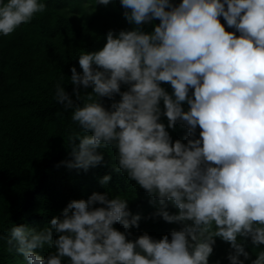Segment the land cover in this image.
Returning <instances> with one entry per match:
<instances>
[{
  "label": "clouds",
  "instance_id": "9594fccd",
  "mask_svg": "<svg viewBox=\"0 0 264 264\" xmlns=\"http://www.w3.org/2000/svg\"><path fill=\"white\" fill-rule=\"evenodd\" d=\"M120 2L129 23L160 22L152 32L110 29L101 49L81 50L82 72L71 68L75 100L62 78L56 81L55 101L72 110L82 130L69 135L79 143H72L73 159L61 163L87 170L103 160L98 149H115V171L159 200L154 215L182 227L171 239L147 232L128 239L141 217L130 212L127 197L93 192L71 200L43 228L12 223L8 251L22 254L25 264H209L220 237L230 243V264H245L242 238L264 244V0ZM46 9L44 0H0V36ZM81 87L92 89L86 98ZM116 93L120 100L106 108L100 98ZM161 101L167 127L177 121L187 127L186 143L173 141L161 122ZM110 179L106 174L100 182ZM45 246L55 251H36ZM251 264H264V250Z\"/></svg>",
  "mask_w": 264,
  "mask_h": 264
},
{
  "label": "trees",
  "instance_id": "16d2710c",
  "mask_svg": "<svg viewBox=\"0 0 264 264\" xmlns=\"http://www.w3.org/2000/svg\"><path fill=\"white\" fill-rule=\"evenodd\" d=\"M47 9L37 13L33 19L20 25L10 36H0V264H25L23 255L15 249L8 251L6 237L12 223L25 224L32 228L49 225L52 216H59L73 199H87L93 192L107 193L109 199L116 195L127 197L128 209L139 214L137 226H130L128 239H135L147 232L160 239L172 230H179L178 222H168L154 215L160 207L159 200L150 196L145 189L126 174L115 171V149L101 148L103 160L87 170L69 168L62 161L72 160L70 134L82 130L71 120V109L65 110L54 99L55 83L62 78L65 90L73 94L71 68L79 65L81 50L96 51L106 43L110 29L118 34L121 29L140 27L144 32L154 31L158 18L142 25L129 23L124 17L120 0H110L108 5L94 4V0H44ZM182 0H173L179 4ZM227 31H236L220 17ZM239 35V32H236ZM169 93L173 89L169 82H161ZM128 85L121 84V91ZM91 87L80 88L81 96L91 92ZM106 108L120 100L118 93L113 97H101ZM83 103V100L77 101ZM160 117L166 127L168 118L163 115L161 101ZM183 107L188 109L185 102ZM173 141L185 137L188 129L177 121L175 127H167ZM200 128L197 126L196 138ZM111 175L107 184L100 181ZM168 210L178 209L169 201ZM99 206V204H97ZM114 227L124 231L119 222ZM57 234L53 231V238ZM246 240L245 250L251 264L264 244H253ZM209 264H230V243L215 238ZM47 256L54 248L45 246L36 249ZM67 257L64 258L67 261ZM241 259H244L241 256Z\"/></svg>",
  "mask_w": 264,
  "mask_h": 264
}]
</instances>
